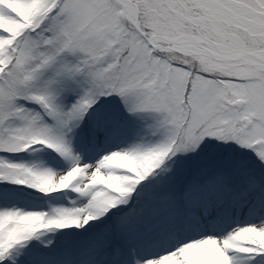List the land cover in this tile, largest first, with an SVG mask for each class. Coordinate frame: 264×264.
I'll return each mask as SVG.
<instances>
[{
	"label": "snow or ice",
	"instance_id": "obj_1",
	"mask_svg": "<svg viewBox=\"0 0 264 264\" xmlns=\"http://www.w3.org/2000/svg\"><path fill=\"white\" fill-rule=\"evenodd\" d=\"M0 264H264V0H0Z\"/></svg>",
	"mask_w": 264,
	"mask_h": 264
}]
</instances>
